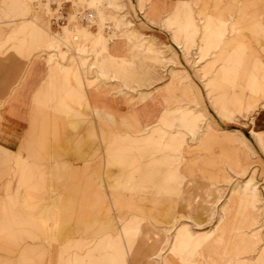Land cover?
<instances>
[{
    "label": "rangeland",
    "instance_id": "1",
    "mask_svg": "<svg viewBox=\"0 0 264 264\" xmlns=\"http://www.w3.org/2000/svg\"><path fill=\"white\" fill-rule=\"evenodd\" d=\"M241 1L0 0V264H264V0Z\"/></svg>",
    "mask_w": 264,
    "mask_h": 264
},
{
    "label": "crops",
    "instance_id": "2",
    "mask_svg": "<svg viewBox=\"0 0 264 264\" xmlns=\"http://www.w3.org/2000/svg\"><path fill=\"white\" fill-rule=\"evenodd\" d=\"M164 1V3H165V5H164V7L166 8V7H175V5H177L179 2H184V1H188V0H163ZM237 2H240V0H237ZM243 2V0L241 1V3ZM63 22H64V24H68V16H67V14H66V16L65 17H63ZM192 27V26H191ZM199 32H200V30H199ZM196 34H198V29H197V26L196 25H193V37H195L196 36ZM47 46H50V43H47V44H44L43 46L41 45L39 48H45V50L47 49ZM51 51V50H50ZM50 51L48 52V54L47 53H45V56H46V61H45V70H46V72L47 71H50V69L52 68V65H51V63L49 62V60H50V57H51V55H50ZM116 54V53H115ZM118 54V53H117ZM114 56V55H113ZM33 69V68H32ZM31 69V70H32ZM64 69L65 68H60V67H56V69H54L53 70V74L54 75H60L61 74V72H63L64 71ZM30 70V71H31ZM37 70H34L33 72H30V73H33V74H31V75H33V76H31L30 75V73L28 74L29 75V78L30 79H34L36 82H37V84L36 85H34L33 83L31 84L30 83V88H24V90H27V95L26 96H24V97H22L21 98V96L24 94V92L22 91L23 89H21V90H19V92L17 93V91H16V89L18 88V86L19 85H21L24 81V78L22 77L21 78V76L19 75V76H15L11 81H9L8 82V84H5V86H4V88H5V95H6V102H7V105H8V103H9V100H11L12 102H11V107H12V105H15V103L17 102L18 103V105L19 106H21V108H24V109H26V110H28L29 112H30V109H31V107H32V94L37 90V88H38V85L40 84V82H41V80L45 77V73L44 74H41L40 72H36ZM60 73V74H59ZM33 77V78H32ZM19 98H21L20 100H19ZM19 100V101H18ZM4 101V102H5ZM98 100H93L91 103H94L95 104V102H97ZM100 101V100H99ZM98 101V102H99ZM104 101H102L101 102V104L99 103V104H95L94 106L95 107H103L104 106ZM162 98L160 97H158V101H156V103H155V105L153 106V105H151V106H149L150 108L146 111V112H141V113H143L142 115H141V117L140 118H144V117H146V116H148L149 114H151V113H154V115L152 116V117H156L157 115H158V112L160 111V110H162ZM11 107H9V109H11ZM13 109V108H12ZM7 111V110H6ZM25 112V111H24ZM28 112V113H29ZM93 113H97L96 111H93ZM8 115V112H6V116ZM22 115V114H21ZM30 117V116H29ZM28 117V118H29ZM257 120H261V124L262 125H264V119H262L261 117H259ZM29 122V121H28ZM255 123V122H254ZM253 126H254V124H253ZM3 131H4V128L3 129H1L0 130V135L3 133ZM252 132H253V134H256V131H253L252 130ZM33 134H34V130H30V132H29V135L27 136V143H23V145L21 146V150L23 149V147H25V145L26 146H28V147H30L31 146V143H32V140H33ZM113 145H114V142H113ZM26 148V147H25ZM113 155H114V153L111 155V157H108V159L109 158H111L112 160H113ZM20 169H23V172L24 171H26V170H28V166H27V164L25 163V162H23V163H21V165H20ZM102 187V186H101ZM102 193V197H104L105 196V193L104 192H101ZM108 196H109V194H108ZM110 198V197H109ZM67 215H69L68 213H67ZM108 215H110V214H108ZM122 216H117V218H121ZM67 218H68V216H67ZM110 218V217H109ZM69 219V218H68ZM130 219H131V217H130ZM131 221V220H130ZM77 230H78V228H77ZM128 232H131V231H135V228H133V227H128ZM119 239H121V240H123L124 242H129V238H127V236H121ZM118 239V240H119ZM126 240V241H125ZM130 242H131V240H130ZM162 250V249H161Z\"/></svg>",
    "mask_w": 264,
    "mask_h": 264
},
{
    "label": "built area",
    "instance_id": "3",
    "mask_svg": "<svg viewBox=\"0 0 264 264\" xmlns=\"http://www.w3.org/2000/svg\"><path fill=\"white\" fill-rule=\"evenodd\" d=\"M59 15L60 17L57 19H52L51 20V24L54 25L56 28H62L64 25L63 22V17L66 16L65 13L62 12V9L59 11ZM78 18L80 20V22L84 23L86 26H93V21H94V13L93 12H87V13H83V14H79Z\"/></svg>",
    "mask_w": 264,
    "mask_h": 264
},
{
    "label": "bare ground",
    "instance_id": "4",
    "mask_svg": "<svg viewBox=\"0 0 264 264\" xmlns=\"http://www.w3.org/2000/svg\"><path fill=\"white\" fill-rule=\"evenodd\" d=\"M173 21H174V18H173ZM190 22L189 20H185V21H182V22H177L176 26L177 28H179L180 31L182 32H185V35L188 36V39H193V29L191 31H189V28H190ZM256 127V122L254 123V129ZM228 209V208H227ZM234 212V211H233ZM230 215V214H229ZM211 231V230H210ZM222 231V230H221ZM217 233V232H216ZM216 235V234H215ZM214 242V241H213ZM166 244V243H165ZM164 244V245H165ZM168 245V244H167ZM215 245V244H214ZM166 246V245H165ZM164 248V247H163ZM168 251V250H167ZM164 250H160L159 254L157 255L156 258H158L159 260L162 259V256L164 255ZM165 258V257H164ZM160 262V261H159ZM163 262V261H162ZM161 263V262H160Z\"/></svg>",
    "mask_w": 264,
    "mask_h": 264
}]
</instances>
